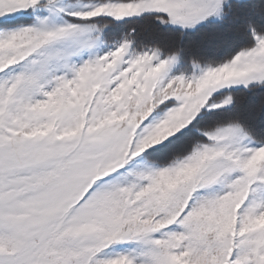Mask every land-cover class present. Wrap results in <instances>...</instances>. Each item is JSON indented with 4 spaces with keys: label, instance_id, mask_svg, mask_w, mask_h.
Segmentation results:
<instances>
[{
    "label": "snow or ice",
    "instance_id": "obj_1",
    "mask_svg": "<svg viewBox=\"0 0 264 264\" xmlns=\"http://www.w3.org/2000/svg\"><path fill=\"white\" fill-rule=\"evenodd\" d=\"M0 264H264V0H0Z\"/></svg>",
    "mask_w": 264,
    "mask_h": 264
}]
</instances>
